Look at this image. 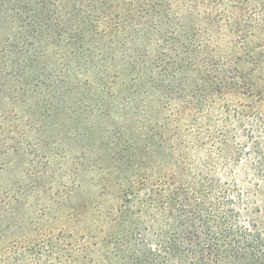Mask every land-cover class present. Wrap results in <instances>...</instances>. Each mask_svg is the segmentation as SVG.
Here are the masks:
<instances>
[{
	"label": "trees",
	"instance_id": "16d2710c",
	"mask_svg": "<svg viewBox=\"0 0 264 264\" xmlns=\"http://www.w3.org/2000/svg\"><path fill=\"white\" fill-rule=\"evenodd\" d=\"M263 110L264 0H0V264H264Z\"/></svg>",
	"mask_w": 264,
	"mask_h": 264
},
{
	"label": "rangeland",
	"instance_id": "374dc122",
	"mask_svg": "<svg viewBox=\"0 0 264 264\" xmlns=\"http://www.w3.org/2000/svg\"><path fill=\"white\" fill-rule=\"evenodd\" d=\"M29 156L27 153L20 158H12L2 167L0 165V190L10 191V194L17 197L16 201L11 203V208L0 212V227L4 228V225L8 224L5 228L9 231L11 224L16 222L22 227L15 232H5L6 240L19 242L29 236L34 238L44 232L45 228L58 225L53 220L46 222L45 215L42 216L45 199L40 191L43 188L36 189V186H53L60 172L52 168L54 165H44L40 158L31 159Z\"/></svg>",
	"mask_w": 264,
	"mask_h": 264
}]
</instances>
